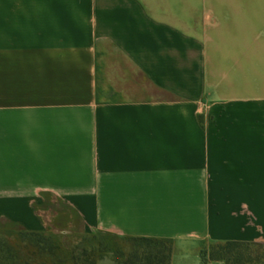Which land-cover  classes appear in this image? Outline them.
Segmentation results:
<instances>
[{
  "label": "crops",
  "instance_id": "crops-1",
  "mask_svg": "<svg viewBox=\"0 0 264 264\" xmlns=\"http://www.w3.org/2000/svg\"><path fill=\"white\" fill-rule=\"evenodd\" d=\"M45 194L87 235L264 242V0H0V220L44 231Z\"/></svg>",
  "mask_w": 264,
  "mask_h": 264
},
{
  "label": "trees",
  "instance_id": "trees-1",
  "mask_svg": "<svg viewBox=\"0 0 264 264\" xmlns=\"http://www.w3.org/2000/svg\"><path fill=\"white\" fill-rule=\"evenodd\" d=\"M48 235L46 230L29 231L23 227L7 228L0 225V264H56L54 256L44 252V244L49 243L51 239ZM15 238L19 242H16ZM128 239L137 241L138 245L135 250H130L124 255L116 253L115 250H105V246L97 242V249H91L93 255L88 258V264H97V261L106 255L112 258L114 264H170L173 251L171 240L147 237ZM26 243H31L30 246L35 248L27 249L26 246L29 245ZM257 244L258 241L216 242L211 259L224 260L225 264H264V251H250V246Z\"/></svg>",
  "mask_w": 264,
  "mask_h": 264
},
{
  "label": "rangeland",
  "instance_id": "rangeland-1",
  "mask_svg": "<svg viewBox=\"0 0 264 264\" xmlns=\"http://www.w3.org/2000/svg\"><path fill=\"white\" fill-rule=\"evenodd\" d=\"M159 97H166L167 94L158 92ZM37 216L44 225L48 236L51 238L49 243L44 244V252L51 253L54 256L56 264H88V258L91 256L92 248L97 249V242L105 246V250H112L119 254H127L130 250L137 248L138 242L128 238L119 237H101L84 234L81 230L80 219L77 214L62 201L50 196L44 195V201L41 206H35ZM41 215V216H40ZM49 218V220H47ZM43 223V222H42ZM0 225L7 228L22 227L20 224L7 219L0 220ZM25 229V228H24ZM28 238V237H27ZM16 242H19L15 238ZM26 239V238H25ZM29 240L27 239V242ZM27 249L33 250L35 247L31 243H26ZM216 242L204 240L196 247H173V255L179 257L180 254H195L199 257L201 264H225L224 260L211 259L213 248ZM173 246V242H172ZM100 247V246H99ZM144 247V245H141ZM140 249V248H139ZM138 249V250H139ZM250 251L263 252L264 242L258 241L257 245L250 246ZM255 253V252H254ZM48 258V255L47 257ZM100 264H112L108 257L102 259ZM177 264H184L178 261Z\"/></svg>",
  "mask_w": 264,
  "mask_h": 264
},
{
  "label": "built area",
  "instance_id": "built-area-1",
  "mask_svg": "<svg viewBox=\"0 0 264 264\" xmlns=\"http://www.w3.org/2000/svg\"><path fill=\"white\" fill-rule=\"evenodd\" d=\"M47 220H49V218ZM45 221H46L45 219H42L43 225H46V222Z\"/></svg>",
  "mask_w": 264,
  "mask_h": 264
}]
</instances>
